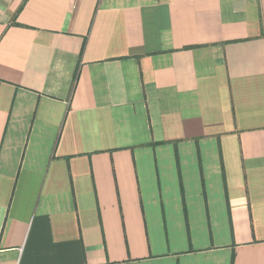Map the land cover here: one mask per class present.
Instances as JSON below:
<instances>
[{
  "label": "crops",
  "instance_id": "obj_1",
  "mask_svg": "<svg viewBox=\"0 0 264 264\" xmlns=\"http://www.w3.org/2000/svg\"><path fill=\"white\" fill-rule=\"evenodd\" d=\"M0 264H264V0H0Z\"/></svg>",
  "mask_w": 264,
  "mask_h": 264
}]
</instances>
